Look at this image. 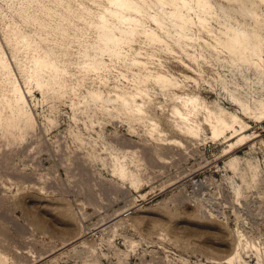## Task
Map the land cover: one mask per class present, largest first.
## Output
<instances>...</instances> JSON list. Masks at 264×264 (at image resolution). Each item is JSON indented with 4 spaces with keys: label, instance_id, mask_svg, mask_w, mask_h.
<instances>
[{
    "label": "rangeland",
    "instance_id": "1",
    "mask_svg": "<svg viewBox=\"0 0 264 264\" xmlns=\"http://www.w3.org/2000/svg\"><path fill=\"white\" fill-rule=\"evenodd\" d=\"M136 1L163 18L164 33L140 23L163 41L132 35L112 60L97 26L107 0H0V51L13 68L0 73V264H264V122L231 101L264 99V74L229 63L197 25L187 44L158 0ZM212 2L264 34L262 0ZM96 53L106 71L83 67ZM34 56L58 70L36 75ZM133 60L174 85L140 82ZM13 80L27 95L14 115ZM189 93L241 115L246 143L226 153L231 142L209 129L176 133L171 110ZM152 122L184 147L149 136Z\"/></svg>",
    "mask_w": 264,
    "mask_h": 264
},
{
    "label": "bare ground",
    "instance_id": "2",
    "mask_svg": "<svg viewBox=\"0 0 264 264\" xmlns=\"http://www.w3.org/2000/svg\"><path fill=\"white\" fill-rule=\"evenodd\" d=\"M140 1L142 3L145 2V0ZM158 1L164 13L162 17L167 18V21L174 26L179 39L187 44L196 41L197 38L191 36L189 31L191 27L197 25L212 37L211 42L204 40L206 45L217 52L228 54L230 57L229 63L234 64L237 68L242 67L249 70L255 67L260 74H264V34H261L258 28L254 29L255 35L252 37L246 30L240 26H236L234 24L235 18L227 14L225 9L221 7L224 16H226L224 17L212 0ZM262 1L264 2V0ZM107 2L109 6L106 8V12L99 15L97 26L100 31L99 40L107 46L110 59H116L117 50L121 49V46L125 42H128L132 35L140 34L151 41H163L156 31L140 26L142 18L146 17L159 32L164 33L165 21L160 15L148 13L136 0H107ZM251 13L257 15L254 10H251ZM211 20L218 24L216 29L209 27ZM256 21L259 22V20ZM104 52L105 50H102L101 54L103 55ZM253 54L256 55V60L250 58V55ZM4 56L5 52L1 50L0 73L2 76L7 75V77H10L13 73V68ZM193 59L196 58L194 57ZM33 62L34 67L32 70L36 75H39L45 69L46 71L50 70V68L56 69V66L46 57L34 56ZM131 64L140 71V73H135L142 83L146 84L149 81H153L164 86L174 85L167 75L160 71L150 70L146 62L133 60ZM83 67L89 68L96 73L101 72L103 68L105 71L107 70V64L103 62L102 57H98V53L85 62ZM136 80L137 78L134 81ZM11 84L14 96L11 103L7 102V107L13 114L15 110H18L22 104L27 102V95L17 84V81L13 80ZM37 85L42 87L43 82L37 80ZM138 89L143 92L141 86ZM101 95L102 93L98 91L91 92V96L98 100L103 99ZM120 97L123 100L127 98L124 95H120ZM231 101L238 106L242 114L247 118L259 123L264 122V99H255L253 102H250L235 96ZM136 112L140 115H145L141 108H138ZM171 114L174 119L172 121L174 124L173 129L176 133L181 134L187 139L196 140L202 136L205 128L209 129L210 133H212L211 138L217 139L223 137L224 142H231L229 147L224 149L226 153L233 152L238 146L245 144L246 136L244 134L251 128L250 124L238 113H229L222 108L216 111L199 97L192 96L190 93L188 96L177 95L176 104L171 110ZM147 134L164 142L163 131L159 129L158 124L155 122L150 124ZM240 136L241 138L237 142H232V140ZM167 140H169L170 144L176 143L179 146L181 145V147L183 146L182 141L177 138L165 139L166 142ZM230 166L236 170V160L233 159L230 162ZM249 168L254 172L252 174L254 179L257 176L256 167L249 164ZM241 177L245 179L244 176ZM230 261L233 260L230 259L225 262L231 263Z\"/></svg>",
    "mask_w": 264,
    "mask_h": 264
}]
</instances>
